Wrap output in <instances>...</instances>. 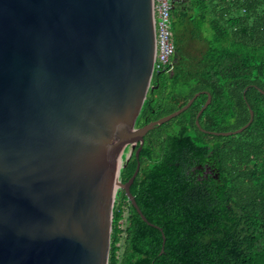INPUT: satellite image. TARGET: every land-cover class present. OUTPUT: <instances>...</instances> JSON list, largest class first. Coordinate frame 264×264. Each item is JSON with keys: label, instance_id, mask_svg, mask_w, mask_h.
Returning <instances> with one entry per match:
<instances>
[{"label": "water", "instance_id": "95a60500", "mask_svg": "<svg viewBox=\"0 0 264 264\" xmlns=\"http://www.w3.org/2000/svg\"><path fill=\"white\" fill-rule=\"evenodd\" d=\"M155 56L153 0H0V264H108L119 191L162 232L122 172L201 93L138 128Z\"/></svg>", "mask_w": 264, "mask_h": 264}, {"label": "trees", "instance_id": "16d2710c", "mask_svg": "<svg viewBox=\"0 0 264 264\" xmlns=\"http://www.w3.org/2000/svg\"><path fill=\"white\" fill-rule=\"evenodd\" d=\"M171 30L173 65L155 72L137 127L201 95L123 170L126 183L140 163L131 194L162 232L119 191L108 264H264V0H174ZM250 110L241 134H213L245 127Z\"/></svg>", "mask_w": 264, "mask_h": 264}, {"label": "built area", "instance_id": "2783aa9c", "mask_svg": "<svg viewBox=\"0 0 264 264\" xmlns=\"http://www.w3.org/2000/svg\"><path fill=\"white\" fill-rule=\"evenodd\" d=\"M154 17L156 26V56L154 72L168 70L172 67V58L175 54L173 34L171 30V15L174 0H153ZM128 217V209L124 207L123 219L119 222L120 228L124 229Z\"/></svg>", "mask_w": 264, "mask_h": 264}, {"label": "rangeland", "instance_id": "374dc122", "mask_svg": "<svg viewBox=\"0 0 264 264\" xmlns=\"http://www.w3.org/2000/svg\"><path fill=\"white\" fill-rule=\"evenodd\" d=\"M127 153H129V152H126V154ZM123 242L124 241H122L118 246L121 248V250H120V252H119V256L121 255V253H122V251H123V249H124V247H123Z\"/></svg>", "mask_w": 264, "mask_h": 264}, {"label": "flooded vegetation", "instance_id": "af4514ba", "mask_svg": "<svg viewBox=\"0 0 264 264\" xmlns=\"http://www.w3.org/2000/svg\"><path fill=\"white\" fill-rule=\"evenodd\" d=\"M130 204V203H129ZM131 205V204H130ZM127 209H128V207H127Z\"/></svg>", "mask_w": 264, "mask_h": 264}]
</instances>
